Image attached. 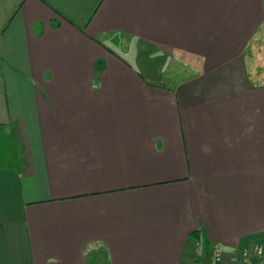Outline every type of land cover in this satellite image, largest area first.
Wrapping results in <instances>:
<instances>
[{"label": "crops", "instance_id": "1", "mask_svg": "<svg viewBox=\"0 0 264 264\" xmlns=\"http://www.w3.org/2000/svg\"><path fill=\"white\" fill-rule=\"evenodd\" d=\"M0 129V264H264V0H0Z\"/></svg>", "mask_w": 264, "mask_h": 264}, {"label": "rangeland", "instance_id": "2", "mask_svg": "<svg viewBox=\"0 0 264 264\" xmlns=\"http://www.w3.org/2000/svg\"><path fill=\"white\" fill-rule=\"evenodd\" d=\"M136 53H134V50L132 49L134 47H128L129 53H126L127 50L123 47H119L117 51H119V54L126 58L128 62L132 64V66L139 70L144 76L147 77H156L159 75L160 72L164 69V61L163 58H161L160 54L151 52L146 48L144 45H141L140 43H136ZM169 65H171L172 70L176 69V65L173 62H170ZM179 73L183 71V68H178ZM161 74V73H160ZM15 145L16 141L13 136V133H11L9 130H3L0 129V164L6 163L12 159L14 155H16L15 152Z\"/></svg>", "mask_w": 264, "mask_h": 264}, {"label": "built area", "instance_id": "3", "mask_svg": "<svg viewBox=\"0 0 264 264\" xmlns=\"http://www.w3.org/2000/svg\"><path fill=\"white\" fill-rule=\"evenodd\" d=\"M254 252L257 254V255H263L264 254V248L263 246L261 245H255L254 248H253ZM246 253V252H245ZM223 260V255L222 253L220 252L219 249H215V261L216 262H221Z\"/></svg>", "mask_w": 264, "mask_h": 264}]
</instances>
